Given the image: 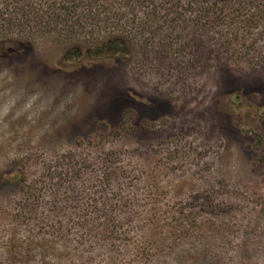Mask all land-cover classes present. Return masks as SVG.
<instances>
[{
	"label": "rangeland",
	"instance_id": "1",
	"mask_svg": "<svg viewBox=\"0 0 264 264\" xmlns=\"http://www.w3.org/2000/svg\"><path fill=\"white\" fill-rule=\"evenodd\" d=\"M248 31L264 55L261 25ZM94 49L41 38L0 58V264H264V62L196 40L181 55L158 38L123 58ZM106 159L123 169L112 182ZM26 186L66 220L105 193L122 254L32 238Z\"/></svg>",
	"mask_w": 264,
	"mask_h": 264
},
{
	"label": "trees",
	"instance_id": "2",
	"mask_svg": "<svg viewBox=\"0 0 264 264\" xmlns=\"http://www.w3.org/2000/svg\"><path fill=\"white\" fill-rule=\"evenodd\" d=\"M258 24V34H264V0H0V58L41 38L57 40L77 59L81 49L90 46L95 49L89 56L96 59L123 58L139 44L158 38V44L173 54L181 55L196 40L202 54L264 62V55L249 53L251 48L254 51V42L245 37ZM105 163V179L112 182L123 169L109 159ZM28 187L22 198L32 206L21 215L32 238L59 240L70 245V253L81 250L86 254L84 248L96 242L110 246L105 250L110 260L122 254L121 240L128 230L117 220L120 212L115 203L106 207L112 198L105 193L91 192V208L75 207L66 220L62 215L66 210H42L34 205L36 196ZM32 225L37 226L34 232ZM147 229L142 235H147Z\"/></svg>",
	"mask_w": 264,
	"mask_h": 264
}]
</instances>
